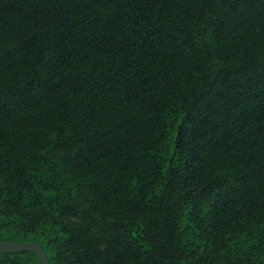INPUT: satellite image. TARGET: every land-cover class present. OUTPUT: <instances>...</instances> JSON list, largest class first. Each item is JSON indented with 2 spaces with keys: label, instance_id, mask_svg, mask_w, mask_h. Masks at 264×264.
<instances>
[{
  "label": "trees",
  "instance_id": "trees-1",
  "mask_svg": "<svg viewBox=\"0 0 264 264\" xmlns=\"http://www.w3.org/2000/svg\"><path fill=\"white\" fill-rule=\"evenodd\" d=\"M0 243L264 264V0H0Z\"/></svg>",
  "mask_w": 264,
  "mask_h": 264
},
{
  "label": "water",
  "instance_id": "water-1",
  "mask_svg": "<svg viewBox=\"0 0 264 264\" xmlns=\"http://www.w3.org/2000/svg\"><path fill=\"white\" fill-rule=\"evenodd\" d=\"M29 251L35 254L38 264H48L45 253L36 243H0V253Z\"/></svg>",
  "mask_w": 264,
  "mask_h": 264
}]
</instances>
